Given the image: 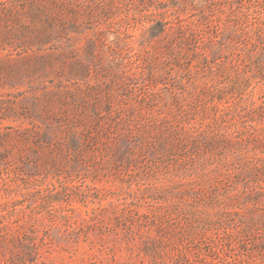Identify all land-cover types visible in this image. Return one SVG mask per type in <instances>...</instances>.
I'll list each match as a JSON object with an SVG mask.
<instances>
[{
	"label": "rangeland",
	"instance_id": "1",
	"mask_svg": "<svg viewBox=\"0 0 264 264\" xmlns=\"http://www.w3.org/2000/svg\"><path fill=\"white\" fill-rule=\"evenodd\" d=\"M70 2L0 20V264H264V0Z\"/></svg>",
	"mask_w": 264,
	"mask_h": 264
},
{
	"label": "trees",
	"instance_id": "2",
	"mask_svg": "<svg viewBox=\"0 0 264 264\" xmlns=\"http://www.w3.org/2000/svg\"><path fill=\"white\" fill-rule=\"evenodd\" d=\"M42 1V3H41ZM74 5L70 2V0H0V20L4 23L16 24L18 20H20V16L29 15L32 17H41V14L45 17V26L40 31V34L36 36L40 41H44L51 38L52 29L54 30V26L56 22H59L60 17L65 13H70L72 15L74 12ZM42 7V9H41ZM65 24L64 22H62ZM65 26H62L61 31H64ZM68 88L67 84H64L62 81H59L56 85L53 86L52 91V101L58 105L57 108H51L50 103L45 108L47 116L52 119H56L57 122L65 123L68 118V114H71L73 117L78 115V111L72 106L68 108V103L66 98L71 97L73 94ZM74 100V99H73ZM4 105L5 112L12 110L11 106L15 103L13 101L5 100L2 102ZM8 103V106L6 105ZM67 103V104H66ZM38 106L39 113L35 112V107ZM20 115L25 118H33L32 114L36 113L41 117V96H39L35 102L33 108L28 107L25 104H21L20 106ZM3 113L1 118L7 116V113ZM32 113V114H31ZM81 113V112H80ZM31 127L25 131L20 132L19 130H14V135L20 136V140L24 142H28L29 140L35 144H41V122L34 121L31 119L30 121ZM7 136V135H5Z\"/></svg>",
	"mask_w": 264,
	"mask_h": 264
}]
</instances>
